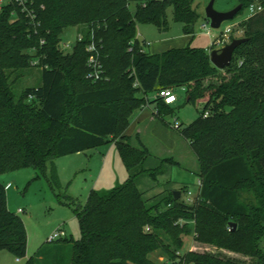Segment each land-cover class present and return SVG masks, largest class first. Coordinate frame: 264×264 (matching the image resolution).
Instances as JSON below:
<instances>
[{"label": "trees", "instance_id": "obj_1", "mask_svg": "<svg viewBox=\"0 0 264 264\" xmlns=\"http://www.w3.org/2000/svg\"><path fill=\"white\" fill-rule=\"evenodd\" d=\"M2 1L0 175L30 167L46 175L55 159L111 141L128 176L109 190L93 189L84 206L73 208L79 240L58 239L53 251L40 247L28 258L24 221L9 210L7 184L0 181V252L26 258L25 264H155L148 255L157 249L177 264H264V0H237L239 13L251 4L262 10L244 19L246 40L222 70L200 48L153 55L137 39V23L168 30L169 7L185 34L193 35L201 17L194 0H148L134 12L129 0ZM72 27L83 40L66 53L61 36ZM91 37L102 65L97 81L86 78ZM31 67L39 69L40 84L17 92L19 78ZM167 88H185V101L202 106L193 122L173 127L199 168L201 188L193 205L181 199L188 185L145 197L142 181H155L179 163L170 156L147 166L150 147L139 134L125 135L128 118L145 105L153 103L159 118L175 113L156 96ZM173 191L180 192L177 200ZM180 219L186 224H176ZM158 230L178 248L179 235L192 234L195 242L239 253L250 263L196 251L177 258Z\"/></svg>", "mask_w": 264, "mask_h": 264}, {"label": "rangeland", "instance_id": "obj_2", "mask_svg": "<svg viewBox=\"0 0 264 264\" xmlns=\"http://www.w3.org/2000/svg\"><path fill=\"white\" fill-rule=\"evenodd\" d=\"M5 1L3 0L2 3H5ZM129 1V10L134 12L138 4L148 0ZM211 2H213V9L222 13H227V11L239 6L237 0H194V6L201 17L194 26L193 35L185 34L183 25L174 21L172 8L169 7L166 11L168 30L165 32H160L151 22L150 24H136L137 39L143 51L153 55H162L171 49H182L190 46L200 48L210 54L213 50L220 49L213 46L212 42L218 39L221 32L230 24L236 25L225 46L232 40L243 39L244 29L241 24L248 15L247 8L243 9V12L237 14L232 20L223 22L218 29H214L210 28V23L204 12ZM202 23L206 24L210 36L199 28ZM78 33L74 27L63 32L60 48L64 52L72 51L71 47ZM143 41L150 46H144ZM66 44L71 46L68 48ZM32 65H36L35 59L32 60ZM39 75L37 67L27 69L18 80L17 92L28 86L39 85L41 82ZM174 91L177 102L171 106L175 108L173 115L159 118L155 115L156 107L152 103L137 109L127 120L128 126L125 132L129 135H133L142 122L148 121L151 123L148 134L143 136L152 154L147 166L154 167L159 163L160 158H169L170 156L179 163V165L168 167V173L157 177L155 181L148 179L142 181L140 188L146 190V198H152L163 190H179L186 185L192 193H195L197 189L199 168H197L196 159L190 152L188 143L180 137L179 132L173 127L175 125L174 120L182 127L193 122L198 117L202 106H195L185 101V88H176ZM153 96L152 93L148 98L151 99ZM127 176V170L120 155H118L114 142L111 141L92 150L55 159L53 168L48 169L46 175L39 173L33 167L20 168L13 172L1 174L0 181L4 184L8 182L11 184L6 189V203L9 210L14 213L17 209L21 210L17 214L24 221L26 228L28 237L27 258L33 257L40 247H44L47 251L48 249L53 251L54 247L60 244L59 241L48 244L47 241L51 234L57 230L65 234L63 240L64 238L79 240L81 237L79 223L72 211L73 208L84 206L89 193L93 189L109 190L116 185L123 184ZM167 181L170 183L166 184ZM158 233L164 245L170 246V250H174L177 258L183 257L189 251H196L200 253L208 252L217 256L222 254L233 261L250 263V259L239 253L199 244L193 240L192 234L188 236L179 235L183 240V247L178 248L172 244V238L165 232L158 230ZM260 243L261 250L264 253V238ZM2 253L6 256L1 255L0 264H25L26 258L17 260L7 251H2ZM148 258L155 264L173 263L162 249L150 253ZM177 260L179 259L175 261Z\"/></svg>", "mask_w": 264, "mask_h": 264}, {"label": "built area", "instance_id": "obj_3", "mask_svg": "<svg viewBox=\"0 0 264 264\" xmlns=\"http://www.w3.org/2000/svg\"><path fill=\"white\" fill-rule=\"evenodd\" d=\"M0 1H2V0H0ZM19 3H21V1ZM261 10H262V7L260 4H251L247 7V11H248L247 17L253 16V15L257 14L258 12H260ZM235 25L236 24L227 25V27L221 32L220 37L218 39H216L214 42H212L213 46H216L217 48H220V49L224 48L225 44L228 43V41H229V36L232 33L233 29L235 28ZM199 28L201 30H204L206 32V34L210 36V33L208 31L206 24H204V23L200 24ZM82 40H83V36L80 33H78L73 46L75 45L76 42H81ZM143 44H144V46H148L146 43H143ZM70 46L71 45L66 44V47L69 48ZM73 46L71 47L72 50H73ZM86 53L88 54L86 63H87V66L89 68V72L87 73L86 78H88L89 80L92 79L94 81L102 79V78H100V76L102 74V65H101V62H99L98 49L93 42V37H91V40L86 45ZM138 85H139L138 81L136 80L133 84V87L136 88V87H138ZM157 92L158 93L156 94V96L163 101L164 105L172 106L173 104H175L177 102V96L175 95L174 89H172V88L161 89ZM207 115H208V112L203 113L204 117H206ZM174 122H175V120H174ZM175 126H177V122H175ZM197 183L198 184H197V189H196L195 193H192L190 191V189L188 188L186 190V192L182 194L181 199L183 200V203L185 205H193L194 202L196 201V197H197L198 192L201 188V183L199 181ZM10 185L11 184L8 183L5 186V188L6 189L9 188ZM17 212L20 213L21 210L18 209ZM190 223L193 224L194 222L191 221ZM176 224L182 226V225L186 224V221L180 219L176 222ZM64 235L65 234L62 231L57 230L51 234V236L48 238L47 242H53V241H56L58 239H62L64 237ZM172 264H177V262H173Z\"/></svg>", "mask_w": 264, "mask_h": 264}, {"label": "water", "instance_id": "obj_4", "mask_svg": "<svg viewBox=\"0 0 264 264\" xmlns=\"http://www.w3.org/2000/svg\"><path fill=\"white\" fill-rule=\"evenodd\" d=\"M240 5L231 10L227 11V13L217 12L213 9V2H211L204 10L206 18L208 19L210 23V28L218 29L219 26L223 22H227V20H232L240 11ZM246 38L238 39V40H232L227 46L220 50H213L212 53L209 54V59L211 64L219 69H225L229 67L232 61V55L234 51L244 43ZM173 197L175 200H177L180 197L179 191H173ZM235 223H230V227H235Z\"/></svg>", "mask_w": 264, "mask_h": 264}, {"label": "crops", "instance_id": "obj_5", "mask_svg": "<svg viewBox=\"0 0 264 264\" xmlns=\"http://www.w3.org/2000/svg\"><path fill=\"white\" fill-rule=\"evenodd\" d=\"M143 43H144V41H143ZM148 45V44H147ZM150 45H148V46H146V47H149ZM150 54V53H149ZM154 95V94H153ZM154 97V96H153ZM152 97V98H153ZM152 98L150 99V98H148V100L150 101V100H152ZM150 124L151 123H149L148 121H146V122H142L141 124H139L138 125V127H137V129H136V132L133 134V135H129V134H126V132H125V135H127V136H134L135 134H139V136H140V139H142L144 142H145V140L143 139V136L145 135V134H148V131H149V129H150ZM157 142V141H156ZM158 143V142H157ZM178 162V161H177ZM198 168V167H197ZM199 181V180H198ZM9 183V182H8ZM7 183V184H8ZM18 210V209H17ZM16 213H18L17 211H16ZM2 252H0V257H2V256H6V255H2L1 254ZM2 255V256H1ZM27 256H28V254H27ZM8 258V257H7Z\"/></svg>", "mask_w": 264, "mask_h": 264}]
</instances>
